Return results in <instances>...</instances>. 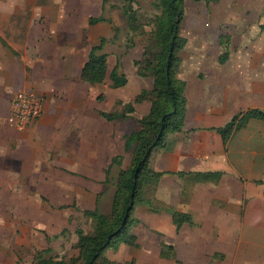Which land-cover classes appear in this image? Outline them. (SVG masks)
I'll use <instances>...</instances> for the list:
<instances>
[{
    "label": "crops",
    "instance_id": "0c3cea01",
    "mask_svg": "<svg viewBox=\"0 0 264 264\" xmlns=\"http://www.w3.org/2000/svg\"><path fill=\"white\" fill-rule=\"evenodd\" d=\"M41 1L0 0V192L23 194L30 188L33 194L52 193L50 186L36 189L32 179L52 174L41 171L34 157L60 158L71 202L67 206L79 209L73 204L75 192L88 194L97 187L94 197L100 198L114 156L124 155L121 169L129 167L131 153H124L123 136L138 130L137 121L150 103L134 105L123 121L107 122L99 112L120 110L116 102L131 103L142 90L152 89L153 79L136 74L133 62L140 58L130 59L126 68L129 49L118 57L126 86L110 88L109 74L118 59L110 55L103 84L82 82L97 37L91 39L87 31L97 26L103 31L106 25L90 26L88 20L102 15L103 0L96 11L85 5L92 0H50V7ZM201 1L196 4L205 10L189 11L191 1L184 0L181 35L186 44L178 53L176 73L184 83V125L168 133L148 161L152 171L162 174L153 198L166 211L150 212L137 204L130 230L135 245L118 246V254L130 250L135 264H173L159 258L161 245L172 246L183 264H264V195L258 184L264 181V122L249 120L225 144L217 132L247 110L264 111V0H211L209 9ZM69 33L70 42L57 37ZM22 91L42 101L40 121L27 133L9 123L11 101ZM214 172L222 174L216 184L188 176ZM22 178L31 183L17 184ZM76 178L87 186L78 189ZM96 207L93 202L81 210ZM172 212L190 215L193 225L177 229Z\"/></svg>",
    "mask_w": 264,
    "mask_h": 264
},
{
    "label": "trees",
    "instance_id": "16d2710c",
    "mask_svg": "<svg viewBox=\"0 0 264 264\" xmlns=\"http://www.w3.org/2000/svg\"><path fill=\"white\" fill-rule=\"evenodd\" d=\"M105 1L102 2V14ZM125 1L128 5L123 7V13L129 22L128 30L136 33L137 16L132 9L134 0ZM153 6L160 14L153 20L150 44L144 49L140 59L133 62L139 77L153 79L152 89L142 90L131 103L116 102L120 110L99 112L107 122L123 121L135 111L134 105L144 101L150 103L148 113L137 121L138 130L123 136L124 153H131L129 167L125 170L121 169L124 155H116L105 170L103 193L109 188L114 169H117L111 210L108 215L101 214L97 207L94 210L82 211V215L90 220L92 233L85 234L80 228L75 230L76 242L73 247L78 250L77 256L66 260L52 256L51 249H43L35 251L31 264H135L133 259L125 262L112 261L104 253L110 247L116 250L122 243L127 246L135 245L136 237L128 234V229L132 221V211L137 204L145 206L150 212L166 211L153 198L154 189L162 174L152 171L148 167V161L153 149L163 147L167 134L180 132L184 125L186 105L183 95L184 83L176 78L179 66L178 53L186 44L185 38L181 35L184 0H155ZM99 23H109V21L103 15L88 20L90 26ZM116 34L117 29H113V35ZM106 44L107 40L101 37L98 44L90 48L80 75L82 82L90 85H101L105 82L108 58V54L104 51ZM109 80L112 89H119L127 84L119 58L109 74ZM99 97L101 98L102 95ZM249 120L264 122V111L250 109L233 117L224 128L217 130L223 143L228 141L234 130L243 127ZM188 176L194 182L216 184L222 174L193 173ZM258 184L263 186L264 195V181ZM172 222L177 229L185 223L193 225L190 215L179 212H172ZM65 233V230L61 231L60 236ZM58 237L55 236L54 239ZM158 256L160 259L172 261L173 264H183L177 260L174 248L170 245H161Z\"/></svg>",
    "mask_w": 264,
    "mask_h": 264
},
{
    "label": "rangeland",
    "instance_id": "374dc122",
    "mask_svg": "<svg viewBox=\"0 0 264 264\" xmlns=\"http://www.w3.org/2000/svg\"><path fill=\"white\" fill-rule=\"evenodd\" d=\"M49 1L50 0H42L41 2L44 7H50ZM101 1L102 0H92L88 2L89 4L87 3L85 5L95 8L94 10L96 11L99 9ZM154 1L155 0H134L132 9L137 16V21L135 23L137 31L136 33H131L128 30L129 22L123 13V7L128 5L127 1L106 0L102 15L109 23L103 26V31H101L98 26L89 28L90 30L87 31V34L91 39H94V36L97 35L95 38L96 41L91 43L97 44L99 39L104 37L107 40L104 51L110 55L111 58L113 56L116 58L120 55L125 56L129 53L127 50L130 49L131 52L128 56L129 62H127L126 65V68L129 69L131 67L130 59L140 58L144 49L150 44L153 20L160 14L153 6ZM188 1H191V4H188L189 11L205 10L204 6H202V9L200 8L201 6L196 4L198 1ZM202 2L206 1L202 0L200 3ZM211 2L212 1L206 2L207 9L210 8ZM27 5H31V3L28 2ZM6 8L11 9L12 5L8 4ZM81 19L82 16H78V21L76 23L78 24ZM42 20L41 18L39 23L44 24ZM65 21L64 24H68V21ZM71 24L70 21L68 25ZM113 29H117L116 36L113 35ZM210 36H212V34ZM57 37L58 39L64 38L70 42L71 35L69 33L68 37H66V34L58 35ZM128 78L131 82L132 78L129 76ZM39 121L26 128V133L33 130ZM34 159L39 162L38 166L41 171L52 174V177L48 176L47 178L32 179L33 182L37 181L35 183L36 189H40L41 186H50L52 193L39 190L35 191L33 194L29 192L30 188L23 194L17 192H15V194L14 192L8 194L0 192V263L2 264H29L34 252L42 249H51L52 256L65 258L66 260L75 257L78 254V250L73 247L76 241L75 230L80 228L85 234L92 233L90 220L82 215L81 209L90 206L94 202V205L96 204L99 212L103 215H108L111 210L115 193L114 185L117 177L116 168L114 169L109 188L100 198L96 199V197H94L97 187L91 188L93 192H88V194H83L81 192L78 194V192H75L76 197L74 198L73 204H79L78 209L77 207H70V205L67 206L68 203L70 204L71 202L70 196L66 194V177L62 174L60 169L61 166H64L60 163V158L34 157ZM48 159L57 161L56 166H49L47 162ZM54 170L57 171L54 172ZM28 180L29 179L22 178L18 179L16 182L17 184L19 182V185L23 183V186H28L31 183V181L27 182ZM75 181L78 185V189H81L84 185L87 186V183L81 178H76ZM56 186L57 192H54ZM102 190L103 187L98 189V191ZM132 228L133 224L131 223L128 234L131 233L130 230ZM63 230H65L66 233L60 236ZM55 236L59 237L54 239ZM118 251L119 247H117L116 250L110 247L106 250L104 255L112 261L119 262L127 261L132 258L129 255V249L119 253L120 255ZM116 255L117 258L119 256L118 259Z\"/></svg>",
    "mask_w": 264,
    "mask_h": 264
},
{
    "label": "built area",
    "instance_id": "2783aa9c",
    "mask_svg": "<svg viewBox=\"0 0 264 264\" xmlns=\"http://www.w3.org/2000/svg\"><path fill=\"white\" fill-rule=\"evenodd\" d=\"M42 115V101L39 97L28 92H18L10 105L9 123L23 131L36 124Z\"/></svg>",
    "mask_w": 264,
    "mask_h": 264
}]
</instances>
